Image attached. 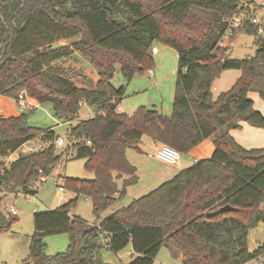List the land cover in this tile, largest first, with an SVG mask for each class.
I'll return each mask as SVG.
<instances>
[{
    "label": "trees",
    "instance_id": "1",
    "mask_svg": "<svg viewBox=\"0 0 264 264\" xmlns=\"http://www.w3.org/2000/svg\"><path fill=\"white\" fill-rule=\"evenodd\" d=\"M239 2L0 0V96L49 104L60 122L77 119L82 105L93 109L71 129L84 143L64 154L71 150L72 157L84 160L94 179L64 176L63 188L75 197L55 210L34 213L29 254L21 264H107L102 250L116 255L128 246V264H153L161 249L180 255L182 264H247L264 254V240L254 251L247 246L249 231L264 226V148L244 149L228 133L241 128L238 121L264 129V116L248 98L256 93L264 100V35L257 36L252 26L240 30L256 38L257 49L247 59H229L219 44ZM155 44L177 56L170 115L143 106L132 115L118 112L125 87L111 83L116 66L127 82L147 73ZM76 54L96 71L89 88L76 87L70 71L59 65ZM228 70L241 76L214 100L212 84ZM35 109L0 118V194L34 196L33 184L48 178L63 155L56 152L54 130L27 125ZM144 137L180 154L212 139L214 151L101 218L137 184L126 151H139ZM29 142L47 145L6 164ZM82 198L91 201L97 225L70 216ZM227 205L231 210L219 211ZM8 215L0 210L2 232L16 219ZM60 234L70 237L67 250L46 256L45 237Z\"/></svg>",
    "mask_w": 264,
    "mask_h": 264
},
{
    "label": "rangeland",
    "instance_id": "2",
    "mask_svg": "<svg viewBox=\"0 0 264 264\" xmlns=\"http://www.w3.org/2000/svg\"><path fill=\"white\" fill-rule=\"evenodd\" d=\"M257 2H264V0H254ZM255 36L246 34L244 32H235L231 36L225 39V44L229 46L226 53L229 59H247L252 57L257 49L256 43H254ZM75 41V40H74ZM73 40L61 42L56 47L70 44ZM155 47L159 51L157 56L152 52L154 65L152 71L154 76L147 73L137 74L129 82H127L121 74L120 67L116 66V70L111 81L112 85L116 88L120 86L125 87L123 99L119 105L120 112L130 115L139 107H147L149 109H156L161 114L170 115L172 110V102L174 95V87L176 81L177 72V56L174 50L171 48L155 44ZM59 65L63 66L70 71L73 77V82L76 87L89 88L96 82V71L89 66L87 61L80 55H74L72 58L62 60ZM225 78L221 77L215 84V88L212 89V97L215 100L221 92H225L219 89L220 83L224 82ZM221 81V82H220ZM223 87V84L220 85ZM253 99V109L264 113V100L254 93L250 95ZM164 101V105H161V101ZM28 101L34 102L31 99ZM35 103V102H34ZM17 104V102H16ZM169 106L166 108V106ZM162 106V107H161ZM118 107V108H119ZM262 113V114H263ZM93 109L82 105L77 119L72 121V126H75L77 122L88 119L92 116ZM60 121L56 120L53 115L52 107L49 104L37 107L34 112L28 117L27 125L35 128L47 129L53 127L57 137L65 138V128L59 126ZM144 137L139 149L142 153H138L133 149H128L126 152L131 162L135 161L134 157H137L139 164V171L137 173V184L130 186L127 189V193L124 198L118 201L113 207L101 215V218H105L108 214H111L115 210L129 205L133 200L144 196L156 189L168 179V173L176 174L179 171L178 166L167 165L157 159L148 157V153H153L154 150L145 145ZM211 140V139H210ZM147 141V140H146ZM32 144H37L33 142ZM30 145H26L29 147ZM24 147L15 152L10 159L9 163L15 162L20 155ZM65 147H56L58 154H63L59 163L56 165L52 173L42 183H39L35 189V200L30 201L33 196H25L21 192L13 193H1L0 194V210L4 215L11 218L6 212V207L14 206L17 211V217L11 224L9 230L0 231V264H21L27 259L29 251L30 237L33 233V216L34 209L36 212L41 213L47 210H55L62 204L68 202L73 194L69 190L64 192L59 191L60 181L58 177L61 174L68 179L91 181L94 179V172L84 168V160L76 159L72 157V151L68 154H64ZM188 154L182 155V163L188 158ZM24 155V154H23ZM185 166V165H181ZM170 173V174H171ZM71 215L79 216L87 222L89 227L97 225L99 219L95 218L92 213V205L89 199H79L76 207L70 212ZM264 240V226L259 224L255 228L249 231L247 236V246L249 251L257 249ZM45 255L52 256L58 253H63L67 250L70 243V237L67 234L53 235L45 237ZM254 246L253 249L250 247ZM125 249L120 254L121 263L117 259L116 255L107 252L105 249L101 251L102 260L109 264H128L130 258L126 256ZM166 250L161 249V254ZM258 261L252 260L249 264H257ZM29 264H33L29 262Z\"/></svg>",
    "mask_w": 264,
    "mask_h": 264
},
{
    "label": "crops",
    "instance_id": "3",
    "mask_svg": "<svg viewBox=\"0 0 264 264\" xmlns=\"http://www.w3.org/2000/svg\"><path fill=\"white\" fill-rule=\"evenodd\" d=\"M254 43H256V38L254 40ZM223 47L229 49V46L227 44H225ZM153 48L156 49V54L154 56H157L159 54V51L157 50L156 47H153ZM152 76H154V72H153ZM240 76H241V72L237 71V70L224 71L220 75V77L213 82L212 87H211V92H212V89L215 88L216 82H218L221 77L225 78L223 83L220 81L221 82L220 85L223 84V87L221 88L220 85L218 87H219V89H222L223 91L226 92L233 86V84L236 82L237 79H239ZM218 91H220L218 93H222L221 90H218ZM251 94H253V93L248 94V98L253 101V99L250 96ZM254 94L258 96V94H256V93H254ZM162 104L164 105L163 100L161 101V105ZM36 107H40V106H36ZM168 107L169 106L167 105L166 108H168ZM136 110L137 109H135V111ZM118 112H120V107H119ZM133 113H131L130 115H132ZM260 113L262 114L263 112H260ZM19 115H20V111L18 110L16 102L12 99L0 96V118H11V117H17ZM262 115L264 116V113ZM238 124L241 126L240 129H234V130L228 131L229 135L235 140V142L238 145H240L241 147H243L244 149H247V150L264 148V129L249 126L246 123H244L243 121H238ZM49 129L53 130V127H50ZM146 140L144 141L145 145L148 146L149 148L153 149V150L154 149L156 150L158 147L162 146V145L153 143L148 138ZM134 151H136V150H134ZM213 151H214V146L212 143V139L211 140L207 139V140L203 141L200 145H198L197 147H195L193 150H191L189 152L188 158L185 159L184 163H182V161H181L182 160V155H181L180 164L178 166L179 167L178 172H180L183 169L191 167L192 165H194L196 162H198L200 160H205V159L210 158ZM136 152L142 153L140 149H139V151H136ZM126 158L129 161V163L137 169V173H138L139 164H136L138 162L137 157H134L135 161H137V162H135V161L131 162L129 160L131 158H129L127 156V154H126ZM9 159H10V157L5 159L6 164H10L8 162ZM181 165H185V166H181ZM170 173H168V176H167L168 179H171L172 177H174L177 174V173L176 174H173V173L170 174ZM72 194H73V196L71 199H73L75 197V193L72 192ZM47 211H52V210H47ZM70 216L73 217L75 215L70 214ZM261 242H262V240H261ZM253 248H254V246L250 247V249H253ZM126 249L128 250V251H126L127 252L126 256L129 257L130 261H131V259H132L131 247L128 246V247H126ZM164 250H166V249H164ZM123 251H121V252H123ZM121 252L116 254V257L120 263H121V259H120ZM249 263H247V264H249ZM107 264H109V263H107ZM153 264H182V257L180 255L173 254L172 252H170L168 250H166L165 253L161 254V250H160V252L156 256V258L154 259Z\"/></svg>",
    "mask_w": 264,
    "mask_h": 264
},
{
    "label": "built area",
    "instance_id": "4",
    "mask_svg": "<svg viewBox=\"0 0 264 264\" xmlns=\"http://www.w3.org/2000/svg\"><path fill=\"white\" fill-rule=\"evenodd\" d=\"M245 26H252L255 28V33L257 36L264 35V2H257L254 0H240L238 4V10L233 15V17L228 20V27L222 36L219 44L221 47L225 45V39L228 36H231L235 32H240V30H243ZM152 52L156 54V49L152 48ZM148 74L150 77L153 75V71L149 70ZM36 107L37 104L28 101L27 98L20 99L17 102V107L20 113L24 111L26 107ZM37 108V107H36ZM119 111V108L117 109ZM89 116L88 118H90ZM58 124L61 127L65 128V138H57L55 140V146L56 147H65L66 149H71L73 146L78 144H83L84 141L82 140H76L71 136V129H72V121H65V122H59ZM33 142H29L25 144L24 150L22 151V154H30L35 153L44 147H46L45 142H37V144H32ZM26 145H30L29 147H26ZM21 147V148H22ZM148 157L157 159L167 165L171 166H179L180 160H181V154L174 150L173 148H170L168 146H160L158 147L153 153H149ZM40 173V171H39ZM60 181L59 191L64 192L65 189L64 186V174H61L58 177ZM43 180V179H42ZM44 181V180H43ZM38 182L33 184L32 189H36L38 186ZM28 196V195H25ZM31 196V195H30ZM34 201V196L30 198V201ZM6 212L10 214L13 217H17V211L14 206L6 207ZM37 208L34 209V212H36ZM257 264H264V254L259 256L257 259Z\"/></svg>",
    "mask_w": 264,
    "mask_h": 264
},
{
    "label": "water",
    "instance_id": "5",
    "mask_svg": "<svg viewBox=\"0 0 264 264\" xmlns=\"http://www.w3.org/2000/svg\"><path fill=\"white\" fill-rule=\"evenodd\" d=\"M227 210H231V208L227 205V206H224L222 208H220V212H224V211H227ZM213 214H207V216H212Z\"/></svg>",
    "mask_w": 264,
    "mask_h": 264
}]
</instances>
